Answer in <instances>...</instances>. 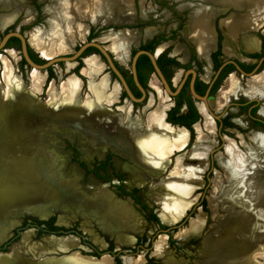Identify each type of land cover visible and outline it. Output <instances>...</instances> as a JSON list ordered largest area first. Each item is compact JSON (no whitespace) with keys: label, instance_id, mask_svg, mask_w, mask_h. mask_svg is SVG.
<instances>
[{"label":"bare ground","instance_id":"bare-ground-1","mask_svg":"<svg viewBox=\"0 0 264 264\" xmlns=\"http://www.w3.org/2000/svg\"><path fill=\"white\" fill-rule=\"evenodd\" d=\"M232 1L239 3L241 0ZM254 4L256 8V3ZM131 6V0H52L45 5L44 9L49 14L46 25L34 26L26 32L27 37L24 31L15 30L20 31L27 40L28 46L30 48L32 46L36 51L40 50L43 53L69 51L77 39L88 38L86 36L89 33L90 24L130 23L133 17ZM0 8L7 10L6 13L0 14V29L13 23L19 15H23L20 24H30L35 20L33 8L23 6L16 0H0ZM151 9V7L144 8L141 11V16L146 18ZM216 12L217 9L203 4L195 7L185 31L195 42L198 56L207 63L205 79H208L210 75L209 54L216 45V32L213 28ZM82 19L84 21H80ZM263 23L264 20L254 23L251 18L240 17L234 13L220 18L218 25L224 35L223 52L228 56L231 55L234 51L233 47L237 43V35L243 30L256 31ZM155 33L154 26H146L141 36L149 38ZM262 33L264 34V26ZM139 38L140 34L136 29L122 26L119 29L105 30L97 38L95 37L94 41L104 43L106 50H110L114 54L109 51L114 59L122 62L123 54L128 53L129 45L138 42ZM259 43L260 39L255 34L244 41L245 47L249 51L258 49ZM166 48V42L158 44L155 55L162 53ZM76 49L77 47L73 52L70 51L74 53ZM179 51L180 49L176 47L173 53H179ZM61 55L67 54L48 56L46 61L54 60ZM5 60L10 64L8 59ZM73 61L76 60H64L63 62L73 63ZM83 61L85 65L80 68V73L88 79L105 67L107 72L100 83L95 84L91 81L89 91L85 93L82 100L78 97V92L84 82L76 73L71 72L62 80L60 90H56L54 80L49 81L47 93L51 95L55 105L65 108L66 115L61 119L62 122L70 125L78 120V113L86 115L82 112H92V128L99 122L106 134H115L118 138L123 139L124 146L129 148V154L133 159L155 169H163L169 164L172 155L184 151L192 145L184 164L182 165L178 160L172 169H167L169 173L161 185L163 191L175 193L180 207L175 211H167V208L163 207L159 215L165 222L178 220L185 210L196 201L197 192L195 190L203 185L202 173L208 166L206 157L213 145L207 133H214L215 121L206 112L202 103H197L203 122L194 124L197 135L194 141L190 140V130L186 126L173 124L165 119L170 104L161 91L158 92V103L147 112L144 118L141 115L133 116L131 114L132 104L130 101L120 105V113L110 112L104 102L114 101L117 87L120 85L123 88L121 83L115 78L113 88L105 98L102 92L107 74L110 73L107 63L97 52H91L83 58ZM257 73L248 78L245 85H242L236 73L232 72L227 78L226 87L222 92L224 101H229L231 95H235L238 91H243L248 97H264V68ZM12 75H14L12 69L8 75L3 72L4 82H8ZM45 77L46 72L37 71L32 76L30 87L26 88L20 85L18 89L21 90L18 92L11 85L7 94L4 93L0 84V102L10 100L13 96L12 92L15 95L18 93L24 95L41 91L45 84ZM179 77L180 73L178 72L174 76L173 82H177ZM261 112L264 113V103L261 106ZM112 129L115 131H111ZM251 140V144L242 141L245 151H241L236 148L232 138H227L228 143L224 146L225 153L219 151L215 155L224 174H220L218 170L215 171L209 189L208 203L213 214H219L218 206L225 209L226 213L218 219L220 222L214 227L217 230L216 233L204 237L203 252L207 254L208 258L198 264H259L255 258L264 253V182L254 176V168L264 165V135L251 136ZM36 141V138L30 135L23 125L19 123L10 125L1 103L0 242L5 240L8 233L19 224L15 215L27 212L44 218L50 211V207L55 205L51 202L52 198H49V189L32 166ZM179 156L180 154L176 157L179 158ZM37 167L36 165L35 168ZM103 211L101 213L102 225L107 230L122 231L123 233L119 234L118 238L123 242H132L134 236L124 233V231L138 230L140 224L136 219L135 212L121 202L112 204L110 207L106 205ZM203 224L204 215L201 208L198 207V211L189 218L187 225L176 232V237L187 239L199 233ZM30 231L31 229H25L21 233L19 242L13 243L7 251H0V264H110L112 262L113 256L111 257L109 254L94 257L83 255L76 250H71V254L64 258L43 257L34 260V257H39L56 248H47L40 241L32 242ZM165 235L160 234L153 243L152 251L158 256L167 251ZM71 239H77V237L68 234L64 236L50 235L45 238L50 244L61 249L72 245ZM24 252H29L32 256H25ZM142 260L143 255L140 254L137 261L142 262ZM128 262L133 263L132 260Z\"/></svg>","mask_w":264,"mask_h":264},{"label":"rangeland","instance_id":"rangeland-1","mask_svg":"<svg viewBox=\"0 0 264 264\" xmlns=\"http://www.w3.org/2000/svg\"><path fill=\"white\" fill-rule=\"evenodd\" d=\"M16 1L23 6L31 8L32 4L38 7L41 5L42 10H39V18L32 24L18 26L19 22L22 20V18H20L18 22L10 25V27L7 28V31H14L15 29L21 28L26 34V32L34 26L46 25L49 14L48 12H45L44 9L45 5L52 2V0H37L39 4L34 2L36 0ZM231 3L232 2L225 0H131L133 18L130 24H95L91 26L89 32L91 31L92 34V29H97L98 32L96 31L92 34L93 36H96V38L109 28L119 29L122 26L134 28L139 32L140 38L138 42H133L129 45L128 53L123 54L122 62L115 58L118 63L122 65L119 66L121 73L127 78L131 75V57L138 49L147 47L148 50L152 49V51H154L158 44L166 42L167 48L169 47V51L170 48H172L171 52L174 55H178L182 51L187 55L192 49L195 50L194 44L184 34V31L191 11L200 4L221 9V12L215 17V29L222 42L224 35L218 26L217 19L228 15L231 11L243 13L248 9V3L246 1L241 2L240 6ZM146 7H151L152 9L148 13V16L143 18L141 16V11ZM135 14H138L141 18L138 17V19L133 22ZM80 21L84 20L82 19ZM146 26H154L156 29V33L149 38L141 36ZM7 31L6 29L3 31L0 30V38ZM254 34L260 38L261 43H264L262 28L257 31H241L237 35V43L239 44V47L235 48L236 54L234 55L240 54L252 59L250 54L244 52L243 49H246L244 40L250 38ZM85 39H77L69 51L71 50L73 52L74 48L78 47V45L81 44L82 41H85ZM169 44L171 45L168 46ZM6 46V48L0 50V84L4 93H8L11 85L18 92L21 90L18 89L20 85L28 88L31 85V79L35 72H46L45 84L48 85L46 86L44 84L41 91L34 92V90L30 89L34 94L25 93L24 95H21L20 93L15 95L12 92L13 96L11 99L5 102H0V104L2 103V109L6 112L10 125L13 123H19L23 125V128L30 133V135H33L34 138H36L37 143L35 142L32 166L49 189V198H52L51 202L55 205L54 207H50V211L44 218H40L34 213L27 212L18 214L17 216L15 215L19 224L8 233V236L5 240L0 242V245H2V243H7V240L14 239L17 236L15 240L6 245V250H9L12 243L19 242L21 237V233L18 234L19 231L22 232L24 229H31L30 240L32 242L40 241L47 248H56L45 252L39 257H34V260H39L43 257L64 258L70 255L73 250H76L83 255L90 256H93L96 251L112 255V262L110 264H128V261L130 260H132L133 263L130 262L129 264H198L207 259V254L203 252V239L208 235L216 233L217 230H215L214 227L219 224L220 220L218 219L226 213L225 209L218 206L219 214H213L208 203L209 189L211 188V180L212 177L215 176V171L218 170L220 174H224L215 155L219 151L225 153L224 146L228 143L227 138H232L234 140L237 149L245 151L242 141L251 144V136L257 134L264 135V128H255L254 123L249 120L246 110L241 109L234 104V102L244 99L243 96L238 95L236 98H232L231 102L222 110L218 112L216 111L217 106L221 107L222 104L228 102L224 101L222 92L226 87L227 78L229 77H227V75L229 73H226L220 79L215 86L212 95L208 99L210 108L218 113L219 119L223 122V125L222 128H219L218 126L217 129L216 127L213 134L207 133L209 134L213 145L206 157L208 166L202 173V178L204 180L203 185L195 190V192H197V199L192 204L194 206L192 207L191 205L192 208L190 207L185 210L178 220L171 222L173 223L171 225H175L185 215L178 225L171 227L160 217L159 212L163 207H165V209L167 208V211L178 210L180 203L174 192L163 191L161 185L169 173L167 169H172L174 165L177 164L178 160L182 165L184 164L190 154L189 149L192 145L184 151L176 152L175 155H172L169 164L164 166L163 169H155L150 167V165H146L133 159L129 154V148L124 146L123 139L118 138L115 134H106L104 128L101 127L102 124L99 122L92 128V112H82L86 113V115L78 113V120L73 124L69 125L68 123L62 122L61 119L66 115L64 111L65 108L55 105L51 99V95L47 93L49 81L51 79L54 80L56 90H60L62 80L65 79L69 73H76L84 82L78 92V97L82 100L85 93L89 91V84L92 82L95 84L100 83L103 77H105L104 74L107 71V68L105 67L100 72L92 75L89 79L80 73V68L85 65L83 60L80 64L78 61H73V63L53 62L44 70L34 69V67H31L29 64L22 61L20 43L17 40L13 39L8 41ZM176 47L180 49L179 53H173V50ZM30 49L33 55V61L37 63L46 62V57L48 56L53 57L59 54L72 53L68 50L56 53H43L40 50L36 51L32 46ZM90 53L87 52L84 57ZM163 55L164 54H162V56ZM222 55H224V58H228V55L224 53ZM234 55H229L231 56L230 59H234ZM162 56H159V59H161ZM178 56L181 57V55ZM178 56L177 58H179ZM129 57L130 59L128 60ZM175 58L176 56L171 59L174 60ZM5 59H8L10 64ZM167 59L168 57L165 56L161 68L166 72L167 76H172V72L176 69L173 67V64L167 62ZM181 60L185 61L186 56L181 57ZM237 60L243 62L245 65L251 66L250 61H241L240 58H237ZM123 63L128 64L129 69H124ZM199 63L203 66L201 73L204 74L206 62L201 60ZM180 66L182 65L177 67ZM78 67L80 68L78 69ZM10 68L12 71L14 70V75H12V78H10L8 82H4V79L2 78L3 72L8 75V73L11 72ZM179 73L181 74V71H179ZM49 74L50 76H48ZM143 74L147 83H149L150 79H153L161 86L157 76L150 66L143 71ZM153 80L151 85L152 87H154L153 85L156 87H154L155 90H152V92L156 96V93L161 91V89L158 87L157 82ZM114 81L115 78L111 73L107 74V80L102 92L105 98L112 90ZM147 88V90L150 89V87ZM122 91L123 90L119 85L115 92L114 101L104 102L107 110L116 113L121 112L119 109L120 105L129 101L125 95L120 98ZM153 93L150 92L148 101L144 105H142L143 102L135 103V106L132 105L131 114L133 116L141 115L144 118L147 115V112L158 103L159 93L156 100ZM161 94L164 95L169 102L168 97L162 93V91ZM258 98V112H260L264 99L260 97ZM197 115V119H199L200 116L198 113ZM191 130L190 136L192 133V140L194 141L197 133L195 128ZM111 131L115 130L112 129ZM179 154V158L176 157ZM36 165L38 166L37 168H35ZM198 166H201V164H198ZM254 173L255 178L264 182V165L256 166V168H254ZM124 192L130 194V196L122 194ZM202 199L204 200V204H200ZM120 202L129 206L135 212L136 219L140 224L136 231H124V233L134 236L132 242H123L118 238V235L123 233L122 231L112 229L107 230L102 225L101 213L104 212L103 208L106 207V205L110 207V205H115ZM143 205L147 208H144ZM198 207L201 208L204 215V224L199 233L187 239L176 237V232L187 225L189 220L188 217L190 215H195L198 211ZM152 213L158 217L159 224L151 220ZM48 218H53V225L61 226L64 229H75L76 231H79L82 234V237L75 233H71L72 236L77 237V239H71L72 245L62 249L58 246H53L48 240H45L50 234L42 233L41 229L45 226L43 224L37 225L42 219L47 220ZM26 224L28 226H25L22 230H18L16 233V230H14L15 228H21ZM161 227L167 228L164 230L165 232ZM162 233L166 234L167 251L163 255L158 256L152 251L154 248L153 243L156 240L155 238H158ZM140 254L143 255L142 262L137 261ZM24 255L32 256L29 252H24ZM94 257H96V255ZM255 260L259 264H264V253L260 254Z\"/></svg>","mask_w":264,"mask_h":264},{"label":"flooded vegetation","instance_id":"flooded-vegetation-1","mask_svg":"<svg viewBox=\"0 0 264 264\" xmlns=\"http://www.w3.org/2000/svg\"><path fill=\"white\" fill-rule=\"evenodd\" d=\"M34 2L39 4L37 0ZM32 8L36 13V16H35V21H36L39 18L38 13H40L39 10H42V7H41V5H40V7H38V6L32 4ZM7 30L8 29H6V31ZM20 31L23 32L21 28H20ZM96 31H97V29H92V34L95 33ZM92 37H93V35H92ZM18 42H19V40H18ZM171 44H169L168 46H170ZM238 47H239V44H238L237 48ZM168 48L165 49L162 53L156 55V63L159 66L162 74L164 75V77L168 81V83H169V85L173 91H175V89L177 88V86L179 85V83L183 77H185L184 81H183L179 91L175 95H170L163 89L162 83L156 74L155 75L157 76L161 86L159 85V83L156 80H154V81L157 82V85H158V87H160L162 93H164L168 97V100H169L168 103L170 104L169 109L172 110V112L170 114L172 118L179 119L180 121H184L186 123L192 121V119H195L194 122H192L191 124H189L187 126L188 129L190 131H192L191 129L194 128V124L196 122H202V115H201V113L198 109V106H197V103H202L206 112L215 121L217 129H218V126H219V128H222L223 122L219 119V115L217 112L222 110L228 103H230L232 98H236L238 95H240V96H243L244 99L236 101V102H234V104L237 107L246 110V114L249 117V120L252 123H254L255 128H258V127L264 128V113L261 112V108H260V112H258V107H259V98L258 97H260V96L248 97L247 95H245V93H243V91H238L234 96H231V98L228 102L222 104L221 107L217 106V108H216L217 112L213 111L210 108L209 101H208L209 97L212 95V93L215 89V86L217 85V83L220 81V79L226 73H229L227 75V77H228L232 72H235L236 75L238 76V78L240 79L242 85H245L246 80L248 78L253 77L256 74H258V73H256L252 76H247L246 74L244 75L242 72L249 73L250 71H252L256 67H257L256 71H258L264 65V47L262 46V43H260L259 49L255 50V51H248L247 49H243L244 52H246L247 54H250L252 59L244 57L240 54L234 55L235 56L234 59H230L231 56H228V58L226 59V58H224V55H222L223 51L221 48V39L217 35V46L209 54V59H210L211 65H210V75H209L208 79L204 78L205 72H204V74L201 73L203 66L199 63V61L201 62L202 59L199 58L198 55L196 56L197 52H196L195 46H194L195 50L192 49V51L188 52L187 55L184 51H182L181 53L178 54V55H181V57L186 56L185 61H182L181 57H179L178 55L172 54V52H171L172 48H170V51ZM142 49L150 51L152 53H155L156 48L154 49V51H152V49L148 50L147 47H143ZM87 52H88V50L86 51V53ZM28 53L33 60V55L31 53L30 48H28ZM131 54H130V57H131ZM162 54H164V55L162 56ZM159 56H162V58L159 59ZM165 56L168 57L167 62L173 64L174 65L173 67L176 69L174 72H172L173 73L172 76H167L166 72L161 68V64H162ZM175 56H176V58L174 60H172L171 58H173ZM177 56L179 58H177ZM130 57L128 58V60L130 59ZM187 57H188V59H187ZM237 58H240L241 61H250L251 66L243 64V62L238 61ZM231 60L234 61L236 64L231 62ZM203 61H205V60H203ZM117 63H118V61H117ZM123 65H124V69H129L128 64L123 63ZM179 65H182V66L177 67ZM206 65H207V63H206ZM119 66H122V65L120 63H118V68H119ZM149 66L151 67L152 71L154 72V68H153L152 63L149 60L148 56L146 54H140L136 60L135 70H136L137 80L146 92L145 98L142 101L143 103L142 102H132L128 98V96H127V94L123 88H122L123 91L121 92L120 98L125 93V96H127V100H129L133 106H135L134 105L135 103H142V105H144L148 101L150 92L153 93L152 90H155L154 87H152V85H151V82L153 79H150L149 83H147V80L143 74V71ZM262 69H260V70H262ZM119 70H120V68H119ZM212 70H213V73H212ZM130 71H131V60H130ZM179 71H181L180 77H179L178 81L176 83H174L173 78ZM185 74H186V76H185ZM111 75L115 78L114 73L112 71H111ZM192 79H193V90L195 91V93H197L200 96H203L206 94V92H208V95H207V106L208 107L206 106V104L202 100L194 97V95L192 94L191 88H190ZM125 80L128 84V87L130 88L132 94L135 97L140 98L142 96V93L134 81L132 71H131L130 77L125 78ZM147 87H150V89L147 90L148 89ZM153 95H154V98L156 100L157 96H158V92L156 93V96L154 93H153ZM250 98H254V100H250ZM260 98L264 99V97H260ZM208 108H209V110H208ZM197 113L200 116L199 119H197L198 118V115L196 116ZM182 114H184V115H182ZM214 114L218 116V119H215V117H213ZM166 117H167V115H166ZM217 123H218V125H217ZM191 136H192V133H191ZM191 136H190V138H191ZM170 226H172V225H170ZM51 235H54V234H51ZM57 236H59V235H57ZM0 248H6V246L0 247Z\"/></svg>","mask_w":264,"mask_h":264},{"label":"water","instance_id":"water-1","mask_svg":"<svg viewBox=\"0 0 264 264\" xmlns=\"http://www.w3.org/2000/svg\"><path fill=\"white\" fill-rule=\"evenodd\" d=\"M10 37H16L19 40V42H20V51L22 53V57L24 58V60L26 61L27 64H29L30 66H35V67H40V68H45V69L48 67V65L50 63L63 62L64 60H76L80 64V62H82V60H83V57L86 55V51L89 48L92 47V48L96 49V51H94V50H92V51L93 52H97L104 59V61L108 65L109 72L111 73V71H112L114 73L115 78L118 79V81L121 83V85H122L123 89L125 90L128 98L132 102H142L144 100V98H145V95H146L145 90L139 84V82L137 80L136 70H135L136 60H137V58H138V56L140 54H146L148 56L149 60L152 63V66L154 68L155 74L159 77V79H160V81L162 83L163 89L168 94L175 95L179 91V89H180V87H181V85H182V83L184 81V78H185V77L182 78V80L180 81V83L177 86V88L175 89V91H173L171 89L168 81L166 80V78L162 74L159 66L156 63V55H155V53H152V52L147 51V50L139 49L133 54V56L131 58V71H132V74H133V78H134V81H135L136 85L138 86V88L140 89V91L142 93V96L140 98H137V97H135L132 94L130 88L128 87V84H127L124 76L122 75L121 71L119 70L118 63L114 59V57L110 54L109 51L106 50V48L104 47L103 43H99L97 41H94L96 36H93L90 39H89V36H88L86 41H84L83 43L79 44V46L77 47V49L75 50L74 53L67 54V55H61V56H59L58 58H56L54 60L46 61V62L40 63V64H38L35 61H33L32 58L30 57V55L28 53V48H30V47L28 46L27 40L25 39L24 35L20 31H17V30H14V31L9 30V31H7L0 38V50L3 49L4 47H6V44H7V42H8ZM231 62L235 63L232 60H231ZM263 67H264V65L260 69H262ZM256 68L253 69L252 71H250L249 73H245V72H242V73L244 75L246 74L247 76H252V75L256 74L260 70L259 69L258 71H256ZM185 76H186V74H185ZM190 88H191V92L194 95V97L202 100L207 106V95H208V92H206V94L203 95V96H200L197 93H195V91L193 90V79L191 81ZM250 100H254V98H250ZM208 110H209V108H208ZM214 117H215V119H218V116L215 115V114H214ZM20 233H21V231L18 232V234H20ZM5 246H6V243H2V245H0V247H5Z\"/></svg>","mask_w":264,"mask_h":264},{"label":"crops","instance_id":"crops-1","mask_svg":"<svg viewBox=\"0 0 264 264\" xmlns=\"http://www.w3.org/2000/svg\"><path fill=\"white\" fill-rule=\"evenodd\" d=\"M209 1H212V0H209ZM223 1V0H222ZM225 1H229V2H232V3H234V5H236V6H240L241 5V2H244V1H246L247 3H248V9L247 10H245L243 13H240V12H236V11H231L229 14H231V13H234V14H237V15H239L240 17H242V16H247L248 17V19L249 18H251L252 20H254V23H256V22H259V21H263L264 20V0H241L239 3H237V2H234V1H232V0H225ZM231 3V4H232ZM254 3H256V8H255V4ZM240 4V5H239ZM201 5V4H200ZM203 5H205V4H203ZM199 6V5H198ZM207 6H209V5H207ZM211 7V6H210ZM213 8V7H212ZM137 9V8H136ZM195 9V8H194ZM193 9V10H194ZM214 9H216V8H214ZM193 10L191 11V13L193 12ZM7 11L6 10H2L1 8H0V14H2V13H6ZM219 12H221V9H217V12H216V15L219 13ZM191 13H190V15H189V19H188V21H187V23L189 22V20H190V16H191ZM228 14V15H229ZM216 15L214 16V19H213V28H214V30H215V32H216V45H215V48H216V46H217V31H216V29H215V24H216V22H215V17H216ZM23 17V15H19L14 21H13V23H11V24H9L8 26H5L3 29H0L1 31H3V30H5V29H7L8 27H10V25H12V24H15L16 22H18L19 21V19L20 18H22ZM138 17H140L138 14H135V16H134V19H133V22H135L137 19H138ZM222 17H224V16H222ZM222 17H219L217 20H219L220 18H222ZM253 17V18H252ZM133 18V17H132ZM141 18V17H140ZM22 21V20H21ZM21 21L19 22V24H18V26H22V25H24V24H20L21 23ZM35 21V20H34ZM33 21V22H34ZM132 21V20H131ZM111 23H113L114 24V22H111ZM131 23V22H130ZM129 22H123V23H115V24H130ZM30 24H32V23H30ZM110 24V23H109ZM29 25V24H28ZM92 25H95V24H90V28H91V26ZM97 25H101V24H97ZM107 25V24H106ZM186 26H187V24H186ZM219 26V25H218ZM264 26V23H263V25H260L259 27H258V29H260V28H262ZM90 28H89V30H90ZM220 28V27H219ZM221 29V28H220ZM257 29V30H258ZM222 30V29H221ZM256 30V31H257ZM185 31H186V27H185ZM184 31V34L192 41V43L194 44V46H195V48H196V45H195V42L191 39V37H189L188 36V34H187V32H185ZM243 31H245V30H243ZM249 31H251V30H249ZM222 33H223V31H222ZM26 35V34H25ZM257 36V35H256ZM26 37H27V35H26ZM238 37V36H237ZM258 37V36H257ZM259 38V37H258ZM260 39V38H259ZM237 40H238V38H237ZM245 41V40H244ZM260 43H261V40H260ZM260 43H259V46H258V49H259V47H260ZM237 44L238 43H236V45H234V47H233V53L231 54L232 56L234 55V54H236V50H235V48L237 47ZM221 45H222V42H221ZM245 45V44H244ZM258 49H256V50H258ZM214 50V49H213ZM222 51H223V49H222ZM249 51V50H248ZM255 51V50H254ZM196 52H197V48H196ZM224 53V52H223ZM225 54V53H224ZM197 55H198V52H197ZM199 57V56H198ZM200 58V57H199ZM154 81V80H153ZM167 224H169V225H171V224H173V223H171V222H167Z\"/></svg>","mask_w":264,"mask_h":264},{"label":"trees","instance_id":"trees-1","mask_svg":"<svg viewBox=\"0 0 264 264\" xmlns=\"http://www.w3.org/2000/svg\"><path fill=\"white\" fill-rule=\"evenodd\" d=\"M89 39L92 37V34H91V31H90V33H89ZM87 36V37H88ZM17 40L18 41V39L16 38V37H10L9 38V40L8 41H10V40ZM8 43V42H7ZM262 46L264 47V43H262ZM92 50H94V51H96V49H92V47L91 48H89L88 49V52H91ZM22 61L24 62V63H26V61L24 60V58L22 57ZM77 67V66H76ZM75 67V68H76ZM81 67V66H80ZM80 67H78V69L80 68ZM50 76V75H49ZM115 76V75H114ZM51 79V78H50ZM49 80V79H48ZM124 95H125V93H124ZM171 112H172V110L171 109H169L168 111H167V117H166V120L168 121V122H170V123H173V124H182V125H184V126H188L189 124H191L192 122H194V120L195 119H192V121H190V122H184V121H180L179 119H176V118H172L171 117ZM196 116H197V114H196ZM188 128V127H187ZM191 140H192V136H191V138H190ZM193 141V140H192ZM192 141H190V142H192ZM189 142V143H190ZM122 194H124V195H129L130 196V194H128V193H126V192H124V193H122ZM200 204H204V200L202 199L201 201H200ZM144 206V208H147L145 205H143ZM194 206V205H193ZM192 206V207H193ZM191 207V208H192ZM189 211V210H188ZM187 211V212H188ZM191 216H193V215H190V217ZM190 217H188V219L190 218ZM183 218H184V216H183ZM183 218L179 221V222H177L176 224H175V226L176 225H178L182 220H183ZM151 220L152 221H155L157 224H159V221H158V217L154 214V213H152L151 214ZM39 224H43L45 227L44 228H42L41 230H42V233H48V234H54V235H67V234H71V233H75L76 235H78V236H80V237H82V234L79 232V231H76L75 229H64L63 227H61V226H56V225H53V218H48L47 220H41L40 221V223H38L37 225H39ZM185 224H186V222H185ZM23 226V225H22ZM25 226H28L27 224L26 225H24L23 227H21V228H15V230H16V232H18V230H22V229H24L25 228ZM174 226V227H175ZM172 227V226H171ZM161 229L164 231V230H166L167 228L166 227H161ZM25 230V229H24ZM23 231V230H22ZM162 231V232H163ZM165 232V231H164ZM74 235V234H73ZM16 238H17V236H16ZM16 238H14V239H9V240H7V243H6V245H8L11 241H13V240H15ZM156 239V238H155ZM91 245V244H90ZM92 246V245H91ZM0 250L1 251H7L6 250V248H0ZM123 251V250H122ZM103 254H105L104 252H102V253H99L98 251H96V252H94V255L93 256H95L96 255V257H100L101 255H103ZM112 256V255H111Z\"/></svg>","mask_w":264,"mask_h":264}]
</instances>
